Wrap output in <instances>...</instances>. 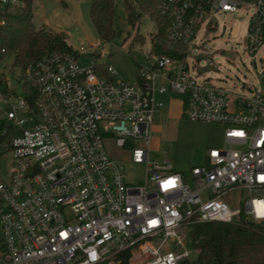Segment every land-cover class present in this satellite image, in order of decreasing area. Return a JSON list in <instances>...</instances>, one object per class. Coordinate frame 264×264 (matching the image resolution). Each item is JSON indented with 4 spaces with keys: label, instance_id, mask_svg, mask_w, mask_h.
Listing matches in <instances>:
<instances>
[{
    "label": "built area",
    "instance_id": "built-area-1",
    "mask_svg": "<svg viewBox=\"0 0 264 264\" xmlns=\"http://www.w3.org/2000/svg\"><path fill=\"white\" fill-rule=\"evenodd\" d=\"M17 2L0 0V10ZM242 6L251 10L249 52L264 47V0H159L171 18L167 49H188L209 17ZM76 52H51L14 74L0 61V136L11 157L0 180V264H114L122 252L129 264H179L193 257V224L264 221V91L237 94L198 77L187 51L147 55L129 79L110 64L98 74ZM163 95L181 97L183 118L223 129L222 145L188 174L151 157ZM107 140L144 164L142 181L127 180Z\"/></svg>",
    "mask_w": 264,
    "mask_h": 264
},
{
    "label": "rangeland",
    "instance_id": "rangeland-1",
    "mask_svg": "<svg viewBox=\"0 0 264 264\" xmlns=\"http://www.w3.org/2000/svg\"><path fill=\"white\" fill-rule=\"evenodd\" d=\"M32 7L35 27L66 32L68 43L79 52L81 64H110L117 79L134 78L140 66L149 65L147 55L153 54L150 36L155 24L142 14L132 26L126 18L123 0H115L116 35L110 41H101L91 23L90 0H33ZM250 14L246 6L235 12H218L208 18L211 23L207 27L202 24L195 30L188 45L187 62L198 77L221 83L237 94L264 91V47L249 52L246 44ZM96 41L98 47H91ZM11 61L8 56L3 65L8 67ZM16 93L22 95L20 89ZM172 97L165 98L159 113L154 115L151 157L170 158L177 171L188 174L192 166L203 163L209 148L222 145L223 129L217 123L183 118L181 97ZM105 147L111 156L124 162L128 181L144 179L143 163L130 161L128 153L112 140H107ZM10 161V154L0 143V180L8 179ZM238 196L248 194L240 192Z\"/></svg>",
    "mask_w": 264,
    "mask_h": 264
},
{
    "label": "trees",
    "instance_id": "trees-1",
    "mask_svg": "<svg viewBox=\"0 0 264 264\" xmlns=\"http://www.w3.org/2000/svg\"><path fill=\"white\" fill-rule=\"evenodd\" d=\"M33 0H18L0 10V61L11 56L10 71L24 69L29 63L51 52L77 56L64 31L50 27L36 28L33 23ZM126 18L134 26L142 14L155 24L150 36L151 52L174 58L186 56L187 45L176 50L166 47V30L171 18L159 9V0H123ZM115 0H90V20L101 41L116 35L114 27ZM107 65L98 63L96 71L107 76ZM139 69V68H138ZM26 85V86H25ZM24 90L30 91L28 84ZM3 120H0V129ZM6 136H0V143ZM189 244L194 251L190 260L179 264H264V221H252L242 214L233 222L195 223L189 230ZM130 253H120L114 264H129Z\"/></svg>",
    "mask_w": 264,
    "mask_h": 264
},
{
    "label": "crops",
    "instance_id": "crops-1",
    "mask_svg": "<svg viewBox=\"0 0 264 264\" xmlns=\"http://www.w3.org/2000/svg\"><path fill=\"white\" fill-rule=\"evenodd\" d=\"M160 98H161L162 100H164L165 98H166V99H173V97L170 96V95H163V96H161ZM181 108H182V102H181ZM159 111H160V109H159L158 111H156L155 114H156V113H159ZM155 114H154V115H155ZM153 120H154V117H153Z\"/></svg>",
    "mask_w": 264,
    "mask_h": 264
},
{
    "label": "clouds",
    "instance_id": "clouds-1",
    "mask_svg": "<svg viewBox=\"0 0 264 264\" xmlns=\"http://www.w3.org/2000/svg\"><path fill=\"white\" fill-rule=\"evenodd\" d=\"M259 215H264V213H258Z\"/></svg>",
    "mask_w": 264,
    "mask_h": 264
},
{
    "label": "snow or ice",
    "instance_id": "snow-or-ice-1",
    "mask_svg": "<svg viewBox=\"0 0 264 264\" xmlns=\"http://www.w3.org/2000/svg\"><path fill=\"white\" fill-rule=\"evenodd\" d=\"M139 155V154H138ZM262 179H264V178H262Z\"/></svg>",
    "mask_w": 264,
    "mask_h": 264
}]
</instances>
